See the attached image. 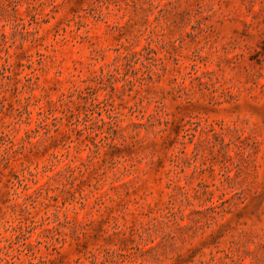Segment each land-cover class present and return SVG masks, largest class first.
<instances>
[{
	"label": "rangeland",
	"instance_id": "rangeland-1",
	"mask_svg": "<svg viewBox=\"0 0 264 264\" xmlns=\"http://www.w3.org/2000/svg\"><path fill=\"white\" fill-rule=\"evenodd\" d=\"M0 264H264V0H0Z\"/></svg>",
	"mask_w": 264,
	"mask_h": 264
}]
</instances>
